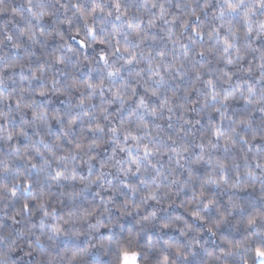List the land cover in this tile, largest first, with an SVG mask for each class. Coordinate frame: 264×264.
<instances>
[{"label":"clouds","instance_id":"clouds-1","mask_svg":"<svg viewBox=\"0 0 264 264\" xmlns=\"http://www.w3.org/2000/svg\"><path fill=\"white\" fill-rule=\"evenodd\" d=\"M0 264H264V0H0Z\"/></svg>","mask_w":264,"mask_h":264}]
</instances>
